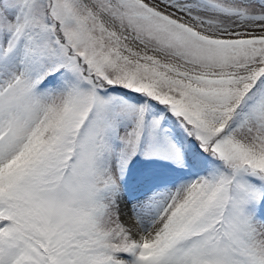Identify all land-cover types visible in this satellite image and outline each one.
I'll list each match as a JSON object with an SVG mask.
<instances>
[{
  "label": "snow or ice",
  "instance_id": "1",
  "mask_svg": "<svg viewBox=\"0 0 264 264\" xmlns=\"http://www.w3.org/2000/svg\"><path fill=\"white\" fill-rule=\"evenodd\" d=\"M0 264H264V0H0Z\"/></svg>",
  "mask_w": 264,
  "mask_h": 264
}]
</instances>
